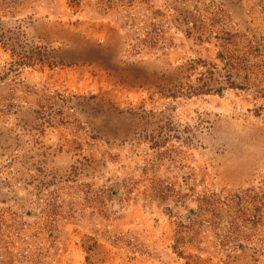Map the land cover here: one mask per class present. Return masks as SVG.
<instances>
[{
	"label": "rangeland",
	"instance_id": "374dc122",
	"mask_svg": "<svg viewBox=\"0 0 264 264\" xmlns=\"http://www.w3.org/2000/svg\"><path fill=\"white\" fill-rule=\"evenodd\" d=\"M0 264H264V0H0Z\"/></svg>",
	"mask_w": 264,
	"mask_h": 264
},
{
	"label": "trees",
	"instance_id": "16d2710c",
	"mask_svg": "<svg viewBox=\"0 0 264 264\" xmlns=\"http://www.w3.org/2000/svg\"><path fill=\"white\" fill-rule=\"evenodd\" d=\"M164 75H161V77L160 78H162ZM116 114H118V115H120L121 113L120 112H118V111H116Z\"/></svg>",
	"mask_w": 264,
	"mask_h": 264
}]
</instances>
